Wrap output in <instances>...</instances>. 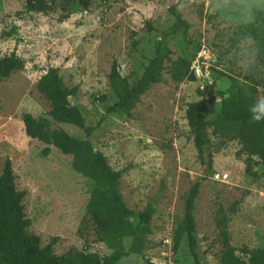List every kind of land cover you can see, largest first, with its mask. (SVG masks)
<instances>
[{"label": "rangeland", "instance_id": "rangeland-1", "mask_svg": "<svg viewBox=\"0 0 264 264\" xmlns=\"http://www.w3.org/2000/svg\"><path fill=\"white\" fill-rule=\"evenodd\" d=\"M46 1L53 5L47 15H17L25 0H0V58L14 52L25 63L22 71L0 80V174L9 159L16 189L25 192L22 205L30 221L28 232L40 238L42 247L56 239V255L71 249L109 253L86 219L91 181L72 169L71 156L55 147L42 156L45 145L28 138L21 121L23 112L36 119L47 117L51 128L83 139L84 129L105 116L89 136L94 150L114 171L122 172L120 191L130 210L139 212L149 204L155 208L141 252L117 264H194L185 238L174 250L173 236L183 217L185 197L197 181L201 185L194 217L200 262L258 264L264 253V158L258 151L248 161L238 159L236 141L220 151L197 150L185 110L200 99L198 88L215 81L210 113L219 112L229 80L216 72L239 81H261L258 96L264 95V70L257 57L260 22L226 23L215 0H90L86 9L76 0ZM173 6L190 27L186 36L179 33L166 40L170 58H191L197 55L196 46L205 45L206 66L194 74L195 82L176 83L168 74L170 63H165L162 81L141 96L131 116L122 111L106 115L114 99H96L110 95L112 63L118 64L122 87L131 88L174 24ZM250 48L256 49L251 65L243 55ZM51 67L58 69L68 89L77 88L67 108L52 109L37 91L40 77ZM208 135L217 143L210 131ZM219 209L228 218L226 249L217 242ZM131 240L124 238L125 249Z\"/></svg>", "mask_w": 264, "mask_h": 264}, {"label": "trees", "instance_id": "trees-1", "mask_svg": "<svg viewBox=\"0 0 264 264\" xmlns=\"http://www.w3.org/2000/svg\"><path fill=\"white\" fill-rule=\"evenodd\" d=\"M86 9L90 0H76ZM53 5L46 0H25L20 14L42 13L49 14ZM175 19L174 24L164 33L152 59L143 70L139 80L131 87H122L121 74L118 64L114 61L108 76L110 95H102L97 101L113 103L106 108L105 114L125 112L131 116V111L139 103L141 96L153 85L162 81L165 63H170L168 74L173 82H195L196 77L190 70L195 55L191 58H170L171 51L166 40L182 33L187 34L189 24L182 18L176 6L170 8ZM68 13L63 18H67ZM256 21L260 22L262 37L259 41L258 61L264 70V10L257 13ZM200 46H196L198 52ZM24 61L14 52L0 58V80L8 79L14 73L24 69ZM219 78L229 80L228 95L221 102L219 112L210 113L215 96V81L206 83L202 89H197L198 101L187 104L185 119L193 146L197 150L220 151L229 142L236 141L240 148L235 156L248 161L257 153L264 158V122L253 124L249 118V106L255 102L261 81L243 79L216 72ZM37 91L50 103L55 110L67 108L70 98L76 95L77 88L68 89L58 74L57 68H49L38 83ZM102 117L94 127H86V138L70 135L63 129L51 128L47 117L34 118L30 113L23 112L21 121L25 135L45 145L42 156L50 154V146L62 154L72 157V169L92 183L89 200L86 205V219L89 220L96 232L97 242L104 244L109 253L100 256L96 253L69 250L62 255H56L53 247L56 239L42 247L40 238L28 232L30 221L25 218L22 200L24 191H18L15 185V175L12 164L6 159L0 174V264H117L123 258L139 254L147 237L155 208L152 204L142 211L130 210L120 191L119 179L121 171H114L106 162L100 159L94 150L89 136L104 121ZM217 140L215 143L208 135ZM264 172V171H263ZM200 182L197 181L188 191L182 219L177 223L173 236V249L185 238L189 254L194 264L200 262L196 253V221L194 217L195 201L199 195ZM228 218L224 210L219 209L215 218L218 231L217 242L222 249L230 246V236L227 230ZM131 236V244L127 249L123 246L125 237ZM258 264H264V253Z\"/></svg>", "mask_w": 264, "mask_h": 264}, {"label": "clouds", "instance_id": "clouds-1", "mask_svg": "<svg viewBox=\"0 0 264 264\" xmlns=\"http://www.w3.org/2000/svg\"><path fill=\"white\" fill-rule=\"evenodd\" d=\"M192 0H188L191 3ZM184 5L181 4L180 7ZM215 6L222 14V19L229 24L247 26L256 21L257 13L264 10V0H215ZM248 40H252L249 35ZM249 65L255 63L256 49L250 48L243 53ZM250 122L258 124L264 122V95H259L248 109Z\"/></svg>", "mask_w": 264, "mask_h": 264}, {"label": "built area", "instance_id": "built-area-1", "mask_svg": "<svg viewBox=\"0 0 264 264\" xmlns=\"http://www.w3.org/2000/svg\"><path fill=\"white\" fill-rule=\"evenodd\" d=\"M207 60H209V51L205 45H201L191 63L190 70L193 74L197 75V72L201 73V69H203L204 65L206 66Z\"/></svg>", "mask_w": 264, "mask_h": 264}]
</instances>
